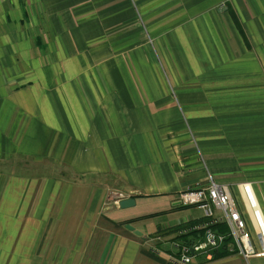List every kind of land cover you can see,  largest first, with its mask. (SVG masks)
Returning <instances> with one entry per match:
<instances>
[{
  "label": "crops",
  "instance_id": "1",
  "mask_svg": "<svg viewBox=\"0 0 264 264\" xmlns=\"http://www.w3.org/2000/svg\"><path fill=\"white\" fill-rule=\"evenodd\" d=\"M207 172L259 255L194 264H264V0H0V264H172L146 239Z\"/></svg>",
  "mask_w": 264,
  "mask_h": 264
},
{
  "label": "built area",
  "instance_id": "2",
  "mask_svg": "<svg viewBox=\"0 0 264 264\" xmlns=\"http://www.w3.org/2000/svg\"><path fill=\"white\" fill-rule=\"evenodd\" d=\"M115 193L112 194L111 199L116 205H119L120 200L130 197L124 193L115 196ZM175 202L178 205L198 206L206 217L215 222H226L229 227V237L233 240V245H228L231 251L235 249L238 255L247 260L259 255L229 184L218 182L210 172L207 174V184L182 191ZM215 211L221 214L217 215ZM204 227L205 225L197 226L196 229ZM226 239V235L207 230L203 240L192 245L172 242L161 235L149 236L147 244L150 252L166 255L173 264H194L197 253L207 249H217L225 244ZM165 244H169L170 249L163 247ZM192 248L194 254L191 253Z\"/></svg>",
  "mask_w": 264,
  "mask_h": 264
},
{
  "label": "trees",
  "instance_id": "3",
  "mask_svg": "<svg viewBox=\"0 0 264 264\" xmlns=\"http://www.w3.org/2000/svg\"><path fill=\"white\" fill-rule=\"evenodd\" d=\"M151 216V215H150ZM146 216L144 218H147ZM143 218V217H142ZM204 228L196 229L197 226H203ZM207 230H211L217 234H223L227 236L225 244L217 249H207L196 255H205L208 256V253L211 255V258L205 259V262L218 260L220 258L237 254L236 250H230L228 245H233V240L229 237V227L226 222H215L209 217H202L188 223H183L175 227L168 229H161L157 231L154 235H161L169 238L172 242L184 243V244H195L203 240V235ZM164 247V246H163Z\"/></svg>",
  "mask_w": 264,
  "mask_h": 264
},
{
  "label": "rangeland",
  "instance_id": "4",
  "mask_svg": "<svg viewBox=\"0 0 264 264\" xmlns=\"http://www.w3.org/2000/svg\"><path fill=\"white\" fill-rule=\"evenodd\" d=\"M20 161H22V162H20ZM19 162L21 164H23V166H21V168L18 166ZM6 166H7L6 169H8L10 171L20 169L19 171H22L26 175L40 176V175H46V174L47 175H53V174H59L60 173V174H63L66 178H69V179L74 178V175L71 172L69 173V171L66 168L60 167L59 165H56L53 161L48 160V159L43 160V161H34V160H25V159L24 160H14L12 162L6 163ZM207 174H208V172H207ZM114 192H116L114 194L115 196L120 195L121 193L129 195L130 197L133 196V194L130 192L117 191L115 189H112V191H110V194H109L110 198ZM236 203L238 205L237 201H236ZM238 208H239V205H238ZM198 211L201 215L203 214L202 210H198ZM215 213L217 215L221 214L219 211H215ZM146 243H147V239H146ZM169 263H171V262H169Z\"/></svg>",
  "mask_w": 264,
  "mask_h": 264
},
{
  "label": "water",
  "instance_id": "5",
  "mask_svg": "<svg viewBox=\"0 0 264 264\" xmlns=\"http://www.w3.org/2000/svg\"><path fill=\"white\" fill-rule=\"evenodd\" d=\"M135 204H136V200L134 197L125 198V199L120 200V202H119V206L121 208H129V207L135 206ZM126 227H127V229L134 231L139 236L143 235V233L136 230L133 225L127 224ZM194 252H195L194 248H192L191 253L194 254Z\"/></svg>",
  "mask_w": 264,
  "mask_h": 264
}]
</instances>
